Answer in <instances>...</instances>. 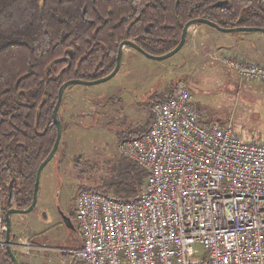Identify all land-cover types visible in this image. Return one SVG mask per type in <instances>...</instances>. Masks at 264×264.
Instances as JSON below:
<instances>
[{"label": "built area", "instance_id": "2783aa9c", "mask_svg": "<svg viewBox=\"0 0 264 264\" xmlns=\"http://www.w3.org/2000/svg\"><path fill=\"white\" fill-rule=\"evenodd\" d=\"M222 63L264 83V63ZM191 92L178 84L152 104L148 131L118 144L148 173L138 196L78 191L82 243L64 251L76 264H264V141L242 140L232 120L202 121ZM6 231L0 209V246Z\"/></svg>", "mask_w": 264, "mask_h": 264}, {"label": "trees", "instance_id": "16d2710c", "mask_svg": "<svg viewBox=\"0 0 264 264\" xmlns=\"http://www.w3.org/2000/svg\"><path fill=\"white\" fill-rule=\"evenodd\" d=\"M220 1L228 4L217 6ZM192 19L225 29H264V0H0V209L5 216L32 204L36 172L57 139L53 110L61 85L110 75L125 42L151 56L173 51ZM172 92L150 103V112ZM151 118L136 136L148 131ZM147 176L126 159L117 176L96 178L92 187L129 199L140 194ZM16 234L12 229L11 243ZM6 246H0V264H14ZM12 249L20 264H28ZM62 255L76 264L70 254Z\"/></svg>", "mask_w": 264, "mask_h": 264}, {"label": "rangeland", "instance_id": "374dc122", "mask_svg": "<svg viewBox=\"0 0 264 264\" xmlns=\"http://www.w3.org/2000/svg\"><path fill=\"white\" fill-rule=\"evenodd\" d=\"M202 28L199 35L189 34L174 56L158 60L134 50L139 56L123 57L121 69L112 79L66 89L58 110L61 141L55 157L41 172L37 205L30 213L12 215V229L18 235L13 242L20 245L17 249L23 261L68 264L59 255L78 248L82 236L74 228L53 223L56 208L60 205L67 215L74 212L75 195L81 188L92 187L99 177H115L125 168L127 158L118 144L136 136L149 120L150 103L181 82L191 89L202 121L232 120L242 140L264 141V83L238 79L222 63L236 53L248 60L246 54L251 58L255 54L253 61L264 63V34L226 33L207 24ZM235 35H245V39L240 41ZM227 49L234 50L233 55Z\"/></svg>", "mask_w": 264, "mask_h": 264}, {"label": "water", "instance_id": "95a60500", "mask_svg": "<svg viewBox=\"0 0 264 264\" xmlns=\"http://www.w3.org/2000/svg\"><path fill=\"white\" fill-rule=\"evenodd\" d=\"M222 5H227V1H224V2H218L217 3V6H222ZM200 23H205V24H208L212 27H215L217 28L219 31H223V32H226V33H231V32H237V31H242V30H245V29H241V28H238V29H223V28H220L217 26V24L215 23H212V22H209L207 20H202V19H196V20H192L191 22H189L184 30L182 31L183 34H182V39H181V42L178 44V46L171 52L165 54V55H162V56H151V55H148L146 53H144L142 51V49L137 46L135 43H132V42H125L123 43L121 46H120V50H119V54H118V58L116 59L117 60V64H116V67L114 69V71H112V73L106 77H103L101 79H98V80H95V81H90V82H87V81H82V80H71V81H68L66 83H64L63 85H61V88L59 90V98L58 99V102H57V105L55 107V110L54 111V123L56 124L57 126V129H58V133L56 134L57 135V139H56V142H55V145L52 147V151L50 152V154L48 155V157L46 159H44V161L42 162V164L40 165L38 171L36 172L37 173V176H36V182H35V187H34V193H33V200H32V204L29 206V208H26V209H10L8 210V212L6 213V216H5V223H6V227H7V231H6V247L7 248V251L10 255V259L14 262V264H20V261L18 260L14 250L12 249L11 247V242H10V237H11V230H12V215L13 214H26V213H30L33 211V209H35L36 205H37V198H38V190H39V184H40V178H41V172L44 170V168L47 166V164L49 162H51V159H53L58 151V147H59V144H60V141H61V136H62V123H60V119L58 117V113H59V109H60V106H61V103H62V100H63V95H64V92L66 91L67 88L70 87V85H73V84H84V85H95V84H99V83H103V82H106L110 79H112L114 76L117 75L118 71H120V68H121V63H122V57H123V46H127V47H133L134 49H136L137 51H139L140 53L144 54V56H148L150 58H154V59H157L158 60H163V59H167L171 56H174L175 54H177L183 47H184V43H186L187 41V35H188V29L193 25H197V24H200ZM246 30H250V31H257V32H262L264 33V29H246ZM45 218L47 219V216L46 214H44ZM65 218V222H66V227L68 228H74L73 226V223H72V220H70V218H67L66 216L64 217Z\"/></svg>", "mask_w": 264, "mask_h": 264}, {"label": "flooded vegetation", "instance_id": "af4514ba", "mask_svg": "<svg viewBox=\"0 0 264 264\" xmlns=\"http://www.w3.org/2000/svg\"><path fill=\"white\" fill-rule=\"evenodd\" d=\"M220 2H224V1H220ZM227 4H228V2H227ZM192 20H196V19H192ZM191 20V21H192ZM190 21V22H191ZM205 23H201V24H197V25H193V27L191 26L189 29H188V35L189 34H192V36H195V35H198L200 32L199 31H201L199 28H200V26L202 27V25H204ZM208 25V24H207ZM238 28H241V27H235V28H231V29H238ZM202 29V28H201ZM223 29H225V28H223ZM241 29H245V30H242V31H237V32H244V31H250V30H246V29H248V27H242ZM249 29H253V28H249ZM221 32H223V31H221ZM232 33V32H231ZM260 33H262V32H260ZM264 34V33H263ZM187 35V36H188ZM236 37H238L239 39H245V35H235ZM128 48L129 47H127V46H123V57H126V55H125V51L126 50H128ZM129 49H133V50H136V49H134L133 47H131V48H129ZM137 51V50H136ZM139 52V51H138ZM122 57V58H123ZM121 58V59H122ZM122 61H123V59H122ZM121 66H122V63H121ZM121 69V68H120ZM118 74V73H117ZM87 82H90V81H87ZM66 92V91H65ZM65 92H64V94H65ZM154 101V100H153ZM58 117H59V113H58ZM56 209H58L57 210V213L55 214V216H54V219H53V223H55V224H57V225H60L59 226V228H63V227H66V222L64 221L65 220V216L67 217V218H70V220H72V223H73V220L75 219V215L73 214L74 212H70L69 211V214L67 215L66 214V212H68V211H66V210H64L63 209V207H61L60 205L58 206V208H56ZM48 217V216H47ZM48 219V218H47ZM73 226H74V230H78V228H77V225H75L74 223H73ZM59 228H57V229H59ZM59 257L62 259V260H64V261H66L68 264H69V260H68V258L66 257V256H63L62 254H61V256L59 255Z\"/></svg>", "mask_w": 264, "mask_h": 264}, {"label": "crops", "instance_id": "0c3cea01", "mask_svg": "<svg viewBox=\"0 0 264 264\" xmlns=\"http://www.w3.org/2000/svg\"><path fill=\"white\" fill-rule=\"evenodd\" d=\"M200 28H202L201 26H200ZM203 29V28H202ZM202 29H200V30H202ZM205 31H208V30H205ZM208 32H211V31H208ZM207 32V33H208ZM199 35V34H198ZM235 38H237V37H235ZM240 41H241V39H240ZM207 47H209V41H207ZM240 50V49H239ZM227 53L228 54H232L233 55V53H234V50H232V49H227ZM242 51V50H241ZM252 51H253V53H254V49H252ZM226 52V51H225ZM133 53H135L134 52V50L133 49H128V50H126L125 51V55L127 56V57H130V56H132L133 55ZM242 53H243V51H242ZM135 54H137L136 56L138 57L139 55H138V53H135ZM235 55H239V53H236ZM248 55H251V54H248ZM247 54H246V56L250 59V60H252V62H257V63H263V62H258V61H253L254 59H255V54H254V57L253 58H251L250 56H248ZM242 57V56H241ZM246 60H248V59H246ZM250 60H248V61H250Z\"/></svg>", "mask_w": 264, "mask_h": 264}]
</instances>
